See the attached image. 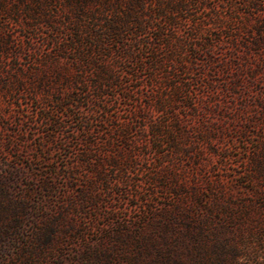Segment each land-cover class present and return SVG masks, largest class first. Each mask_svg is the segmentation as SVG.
Listing matches in <instances>:
<instances>
[{"label":"rangeland","instance_id":"rangeland-1","mask_svg":"<svg viewBox=\"0 0 264 264\" xmlns=\"http://www.w3.org/2000/svg\"><path fill=\"white\" fill-rule=\"evenodd\" d=\"M40 1L0 10V264H264V0Z\"/></svg>","mask_w":264,"mask_h":264},{"label":"trees","instance_id":"trees-1","mask_svg":"<svg viewBox=\"0 0 264 264\" xmlns=\"http://www.w3.org/2000/svg\"><path fill=\"white\" fill-rule=\"evenodd\" d=\"M10 0H0V10H6V7H7V3L9 2ZM13 1L14 3L16 4H22V5H27V4H30L32 2H42L40 0H11ZM47 1H50L52 2L53 0H47ZM146 0H130L131 3H129L130 5H136V4H139V3H144ZM78 4V9L81 13V15H84V13L86 14V12L84 11V7H85V4H86V0H83V1H80L77 3ZM109 30L108 31H111L112 34H114V28H112V26H110L108 28Z\"/></svg>","mask_w":264,"mask_h":264}]
</instances>
